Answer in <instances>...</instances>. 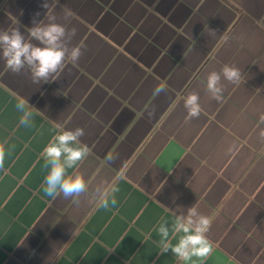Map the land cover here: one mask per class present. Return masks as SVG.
Masks as SVG:
<instances>
[{
    "label": "crops",
    "instance_id": "obj_1",
    "mask_svg": "<svg viewBox=\"0 0 264 264\" xmlns=\"http://www.w3.org/2000/svg\"><path fill=\"white\" fill-rule=\"evenodd\" d=\"M42 3L0 0V31L19 26L39 46L33 17L47 23L54 15L76 28L72 45H83V55L40 85L0 59V142L8 150L0 264H182L159 253L157 229L162 219L171 225V210L192 206L211 222L205 264H264V0H49L48 10ZM226 64L241 78H222L217 102L206 77ZM160 84L166 90L156 95ZM190 92L202 112L185 123ZM17 97L41 112L31 127L19 123ZM77 127L90 149L78 166L89 192L53 201L42 190L41 153L61 129ZM124 165L116 206L98 208L94 188Z\"/></svg>",
    "mask_w": 264,
    "mask_h": 264
},
{
    "label": "clouds",
    "instance_id": "obj_2",
    "mask_svg": "<svg viewBox=\"0 0 264 264\" xmlns=\"http://www.w3.org/2000/svg\"><path fill=\"white\" fill-rule=\"evenodd\" d=\"M41 6L48 10L49 0H43ZM39 15L37 13L33 17L31 28V36L39 42V46L27 42L19 26L11 31H0V59L5 61L6 67L14 74L29 70L32 82L40 85L49 82L50 78L61 72L66 61L77 63L83 55V45H72L77 34L75 27L69 28L65 24L58 23L54 15H48L47 23H43V19H37ZM70 15L69 12L66 17ZM222 78L230 83H238L241 70L234 65L226 64L220 72L211 71L207 74L206 92L217 102L223 100ZM165 90L166 85L160 84L156 87L155 94L159 95ZM183 103L187 112L185 123L199 118L202 107L197 92H190L184 97ZM16 109L22 114L19 123L24 127H31L34 114L41 113L22 97H17ZM147 115L152 118L155 110H148ZM84 134V129L80 127L74 130L61 129L41 153L45 161L44 168L47 169L42 190L53 201L61 196L66 200L69 198L77 200L89 192V184L83 173L78 170V166L90 153L89 147L80 139ZM260 136L264 138V130L260 132ZM5 144L6 141L0 142V170L4 169L8 154ZM231 151L230 147L229 152ZM109 160L114 161L115 157L110 155ZM126 167L124 165L121 168L112 182L101 183L94 188L93 196L98 208L108 209L110 206H116V194L120 191L118 181L124 177L123 169ZM69 170L73 171L69 172ZM171 215L173 217L171 225L169 226L167 219H162L157 229L160 236L159 253L166 254L171 251L182 264H197V261L199 264H205L213 251V244L206 235L210 227V219L200 214L195 206L188 208L186 212L171 210ZM172 237L177 238L175 244L172 242Z\"/></svg>",
    "mask_w": 264,
    "mask_h": 264
}]
</instances>
